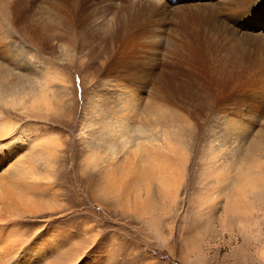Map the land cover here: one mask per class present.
<instances>
[{"label": "rangeland", "instance_id": "374dc122", "mask_svg": "<svg viewBox=\"0 0 264 264\" xmlns=\"http://www.w3.org/2000/svg\"><path fill=\"white\" fill-rule=\"evenodd\" d=\"M0 84V264H264V0H0Z\"/></svg>", "mask_w": 264, "mask_h": 264}, {"label": "bare ground", "instance_id": "6f19581e", "mask_svg": "<svg viewBox=\"0 0 264 264\" xmlns=\"http://www.w3.org/2000/svg\"><path fill=\"white\" fill-rule=\"evenodd\" d=\"M39 92H41V90L35 91L32 95H35L36 93L38 94ZM2 93H6V91L2 88V84H0V95L1 96L4 95ZM15 93H19V91L17 89L12 90L11 94H15ZM147 102H150V99ZM148 107L150 110V114L153 117L152 121L148 122V120H146L142 124H136L132 127V129H128L124 133L126 138L128 139H130V136L133 133V137L129 141L133 143V146L135 147L136 150H141L144 148L145 145H150V144L155 148L163 149L166 147V143L168 142L166 131H164V117H166V113L164 109L165 107H163L161 103L160 105L158 104L155 105L154 102L153 104L151 103L150 106L148 104ZM5 125H6L5 121L0 120V136L6 135L7 131H9V129L6 128ZM104 142L108 145L109 150L111 151L115 149L113 147L118 146L116 136H113L110 138H104ZM120 143H121V146H123L125 143V139L124 140L120 139Z\"/></svg>", "mask_w": 264, "mask_h": 264}]
</instances>
